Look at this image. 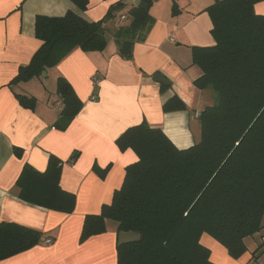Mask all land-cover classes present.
I'll list each match as a JSON object with an SVG mask.
<instances>
[{
  "label": "trees",
  "instance_id": "16d2710c",
  "mask_svg": "<svg viewBox=\"0 0 264 264\" xmlns=\"http://www.w3.org/2000/svg\"><path fill=\"white\" fill-rule=\"evenodd\" d=\"M72 1L85 8L86 0ZM262 1L215 0L205 9L215 44L192 48V62L202 72L194 86L211 90L214 103L198 115L200 140L178 149L161 129L146 122L125 130L115 143L120 151L132 150L137 159L126 166L111 202L103 204L99 214L85 216L80 242L105 233V221H112L118 233L138 235L135 242L117 245V264H213L210 251L200 243L203 234L238 259L247 251L246 240L264 229V15L254 12ZM153 2L139 0L126 12L128 22L109 33L122 59L131 60L133 46L149 34ZM124 8L118 2L98 22L70 11L62 17L37 16L34 35L41 46L9 85L41 77L74 49L103 51V25ZM56 95L61 109L54 127L64 131L82 102L62 77L57 78ZM15 98L26 109L36 105L33 97ZM185 109L176 96L162 105L164 113ZM14 153L21 156L20 149ZM77 157L73 153L66 163L73 164ZM62 166L52 155L44 172L25 164L15 182L17 197L46 210L72 213L75 195L59 185ZM93 171L100 177L106 172L97 166ZM45 239L31 228L1 222L0 262Z\"/></svg>",
  "mask_w": 264,
  "mask_h": 264
},
{
  "label": "crops",
  "instance_id": "0c3cea01",
  "mask_svg": "<svg viewBox=\"0 0 264 264\" xmlns=\"http://www.w3.org/2000/svg\"><path fill=\"white\" fill-rule=\"evenodd\" d=\"M214 1H154L149 10L154 24L146 39L133 46L132 59L125 60L109 33L128 22L126 12L139 0H86L83 9L72 0H0V223L31 228L52 241L0 264H117V225L105 221V233L80 242L84 218L99 214L101 206L111 202L126 166L137 159L132 150L120 151L115 143L125 130L146 122L161 129L178 149L200 140L198 114L214 103V93L194 86L202 72L192 62V48L215 44L205 12ZM118 2L125 8L116 19L104 23L107 45L103 51L74 49L45 71V80L41 76L9 85L41 46L34 35L37 16L62 17L70 11L87 22H98ZM254 12L264 15V1L255 4ZM156 74L169 85L155 82ZM58 77L67 81L82 102L64 131L54 127L61 109ZM15 94L33 97L34 109L22 107ZM174 96L186 109L164 113L162 105ZM15 148L21 150L20 157ZM73 153H78L76 161L67 164ZM50 155L63 162L61 189L75 195L70 214L33 206L17 197L15 182L22 167L28 164L44 172ZM93 166L106 170L104 176H98ZM200 243L210 251L213 264H252L253 257L264 264V229L246 240L247 251L238 259L206 234ZM260 244L262 248L256 250Z\"/></svg>",
  "mask_w": 264,
  "mask_h": 264
},
{
  "label": "water",
  "instance_id": "95a60500",
  "mask_svg": "<svg viewBox=\"0 0 264 264\" xmlns=\"http://www.w3.org/2000/svg\"><path fill=\"white\" fill-rule=\"evenodd\" d=\"M154 1H158V0H154ZM43 76H45V72L42 73ZM153 80L159 84L162 85H169V82H167L161 75L156 74L153 77ZM138 239V235L136 233H132V232H119L118 233V239H117V245H121V244H127V243H131V242H135Z\"/></svg>",
  "mask_w": 264,
  "mask_h": 264
},
{
  "label": "built area",
  "instance_id": "2783aa9c",
  "mask_svg": "<svg viewBox=\"0 0 264 264\" xmlns=\"http://www.w3.org/2000/svg\"><path fill=\"white\" fill-rule=\"evenodd\" d=\"M123 19V17H121V20ZM46 244H51L52 243V241H51V239H45V241H44ZM253 264H261V262H260V260H258V259H256V260H253Z\"/></svg>",
  "mask_w": 264,
  "mask_h": 264
},
{
  "label": "rangeland",
  "instance_id": "374dc122",
  "mask_svg": "<svg viewBox=\"0 0 264 264\" xmlns=\"http://www.w3.org/2000/svg\"><path fill=\"white\" fill-rule=\"evenodd\" d=\"M42 78L45 80V77H44L43 75H42L41 79H42ZM46 86H47L48 88H49V86H50V83H49L48 81L46 82ZM198 115H199V114H198ZM113 224H115V223H113ZM115 225H116V224H115ZM257 234H258V233H257ZM255 235H256V234H255ZM257 248H258V247H257Z\"/></svg>",
  "mask_w": 264,
  "mask_h": 264
}]
</instances>
